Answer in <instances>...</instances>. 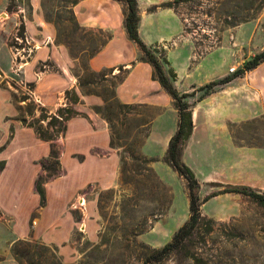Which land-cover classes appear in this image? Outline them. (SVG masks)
Returning <instances> with one entry per match:
<instances>
[{
    "label": "rangeland",
    "instance_id": "obj_1",
    "mask_svg": "<svg viewBox=\"0 0 264 264\" xmlns=\"http://www.w3.org/2000/svg\"><path fill=\"white\" fill-rule=\"evenodd\" d=\"M168 1L137 0L139 35L159 57L167 74L175 69L181 76L191 73L195 64L206 59L199 74L192 75L194 78L202 80L208 67L213 66L230 76L247 58L264 49V0H195L174 8L163 5ZM82 3H86L83 12L89 14L87 24L77 20L73 6L64 0H0V120L10 109L8 100L13 107V114L0 123L2 126L7 122L8 126L6 130L0 128V143L4 139L6 144L13 142L14 123L31 129L20 130L18 142L36 135L19 119L50 131L46 121L58 108H74L71 102L75 97L79 101L80 94H96L101 102L93 111L107 123L111 147L119 156L118 181L110 188H95L85 208L73 206L74 199L69 203L75 221L93 223L95 230L93 238H88L87 226H76L66 248L33 237L32 225L42 206L32 213L30 231L24 238L15 237L13 217L0 208V264H264V204L235 193L203 201L226 185L264 191V112L260 109L264 61L236 76V83L224 92L223 98L234 101L222 110L237 116L228 124L226 143L187 151L186 159L197 170H192L198 181L194 192L201 201L204 220L177 251L159 261H147L154 250L171 241L190 215L186 181L165 162L166 153L151 158L149 163L142 161L148 159L146 153L164 152L159 143L175 125L173 101L153 93L151 97L159 101V106L127 104L113 96L129 66L95 71L88 65L89 58L114 34L125 56H134L130 65L139 61L142 52L127 34L126 41L122 38L126 13L123 3ZM99 19L111 20L113 28L99 27ZM23 34L29 38L31 50L20 49L15 60V38ZM63 79H74L76 88L63 89ZM141 79L145 74L137 76L138 81ZM178 79L181 87L188 81ZM46 97L51 98L49 104H41ZM248 109L250 117L239 119ZM61 139L62 133H56L52 143L58 149ZM155 160L159 161V174L151 166ZM14 246L20 255L13 253Z\"/></svg>",
    "mask_w": 264,
    "mask_h": 264
},
{
    "label": "crops",
    "instance_id": "obj_2",
    "mask_svg": "<svg viewBox=\"0 0 264 264\" xmlns=\"http://www.w3.org/2000/svg\"><path fill=\"white\" fill-rule=\"evenodd\" d=\"M83 0L73 6L74 14L77 20L82 24L88 23L89 14L83 12L86 3ZM114 23L111 20L104 21L99 19L97 24L99 27L113 28ZM122 32V30L120 31ZM125 37V31L122 32ZM117 35L112 38L89 58L88 65L92 70L98 71L103 68H113L116 66L127 67L128 73L123 82L119 83L115 88V94L124 103H146L159 106V101H155V97H151L153 93H158L161 97L169 102L172 98L166 95V91L161 87L159 82L152 77L153 69L151 65L143 61H135L134 56L126 57L124 50L117 46ZM126 41V37H125ZM206 60V59H205ZM205 60L199 61L183 76L175 69V78L173 84L180 93H191L186 99L191 105V117L193 128L190 136L185 141L181 152V159L196 172V166L186 159L187 151L190 148L200 147L201 151L206 150L208 146L214 144L226 143L228 136V124L235 122L237 116L233 112H225L224 105L228 106L232 98L227 99L223 96L227 90V86L236 83L237 78H232L225 84L217 86V88L198 100L200 91L197 88L213 80L229 76L223 70L208 67L209 71L204 75L202 80L194 78L193 74L198 73L203 68ZM208 62H206L207 65ZM209 65V64H208ZM212 65V64H211ZM195 68V69H194ZM145 74V79L137 80V76ZM193 75V76H192ZM178 77L188 80L186 85L181 87ZM70 78V77H69ZM134 78L136 80H134ZM184 80V81H185ZM63 89L75 87L74 79L71 82L63 79L60 83ZM3 89L0 88V92ZM5 95V93H3ZM197 97L195 98V95ZM249 95V92H247ZM234 96V95H232ZM6 99L7 96L5 95ZM47 98V97H46ZM8 100V99H7ZM83 100V103H82ZM51 101L47 98L41 104L45 105ZM101 99L96 94L81 95L80 100L74 104V108L82 111L85 115H76L68 119L65 123V130L62 133V143L59 148V174L47 180L44 183L45 204L39 209L38 215L32 225L33 237L42 242L66 248L67 243L71 240V236L76 226H87L88 238H93V223L76 222L73 218V211L69 207V203L80 192L85 191L89 185L95 188H110L116 185L119 177L120 166L119 156L111 147L110 132L107 123L93 111L94 106L100 105ZM10 109L3 114L2 119L13 114L12 104L9 102ZM57 104V103H54ZM53 104V105H54ZM64 105V104H63ZM171 105V104H170ZM169 105V106H170ZM173 107L175 115V125L170 128L160 141L162 154L146 153L148 159H155L157 155H164L167 150L168 140L177 129L178 114ZM220 108V111L218 110ZM261 112H264V93L261 95ZM55 108L51 110L54 112ZM247 112V113H246ZM250 117V109L243 112L239 119ZM151 124V135L153 124ZM15 127V137L13 142L4 143L1 141L0 160L4 161V167L0 171V208L7 211L14 219L15 237H26L29 227V219L32 213L39 205V194L35 190V180L38 175L43 174L40 161L48 156L50 151V143L38 138L35 134L30 135L27 139L20 140L18 132L28 128H21L17 123ZM7 122L0 125L3 130L7 129ZM31 130V129H30ZM16 141V143H14ZM148 141V140H147ZM144 146V144H143ZM208 149V148H207ZM159 161H152V168L156 169ZM158 172V171H157ZM159 174V172H158Z\"/></svg>",
    "mask_w": 264,
    "mask_h": 264
},
{
    "label": "trees",
    "instance_id": "obj_3",
    "mask_svg": "<svg viewBox=\"0 0 264 264\" xmlns=\"http://www.w3.org/2000/svg\"><path fill=\"white\" fill-rule=\"evenodd\" d=\"M64 1L70 3L69 4L70 7L77 4L80 0H64ZM115 1L121 2L126 6V13L124 14L123 26L128 38L133 42H135L138 48L142 52V55L139 57L138 60L147 62L152 66L153 78H155L159 82L161 87L172 98L173 106L177 110V114H178L177 129L175 133L168 140L167 150L164 159L165 162L186 181V185L188 188L190 215L188 221L185 224H183L174 233L171 241L166 243L160 249L154 250V252L151 255H149V257L147 258V261L148 260L159 261L164 257H166L167 255L171 254L172 252L177 251L180 247H182L184 243L183 241L186 239V237L190 236L193 232H195L199 228L201 221L204 220L202 215L200 214L201 201L194 192L195 187H197L198 185V181L192 169L181 160L182 146L190 136L193 128L192 117H191V105L186 98L190 95H194V92L180 93L173 84L175 73L172 70H170L167 74L163 68V65L159 57L141 39L138 32V23L140 17L138 13L137 0H115ZM192 1L195 0H170L167 3H164L163 5L168 8H174L176 4L188 3ZM241 1H243L242 3H245L244 2L245 0H241ZM262 2L263 1H260V3ZM71 10L72 9L70 8V11ZM72 17H74L73 12H72ZM110 38L111 36H108L107 41ZM107 41H105L102 44V46ZM263 61H264V49L247 58L244 61L242 67L238 68L233 75L210 81L198 87L197 91L201 92L198 96V100H201L206 95L213 92L215 90V87L225 84L228 81H230L232 78L241 75L245 71L255 68ZM120 82H122V80ZM113 96H115L116 98V94H114ZM77 101H78V97H75L73 102L71 103L74 104ZM72 108L73 107H68V105L67 107H60L57 109L56 114L49 116L50 118L46 121V128L47 127L51 128L50 131L48 129L44 130L43 128H41V126H36L34 122H30V121L27 122L25 118L19 119L22 124L33 128L38 138L48 141L50 143V151L48 156L40 161L43 174L37 176L34 184L35 190L40 197L39 200L40 206H43L45 204L44 183L47 180L56 177L61 170L59 164V149L52 143L54 137L56 133L64 132L65 123L68 119L76 115H82L80 112ZM54 127H56V129ZM142 161L145 163H149L151 160L143 158ZM3 165H4V161H0V171L3 168ZM218 185L222 186L221 184ZM223 193H235V194L246 195L251 197L255 201H258L259 203L264 204V191L262 192L256 191L246 185L222 186L221 189L217 191H213L208 195H206L203 198V201H206L210 197ZM210 231L211 229H208L207 232ZM13 253L16 254L17 256L20 255V252L18 251V249L15 248V246L13 247ZM23 253L25 252L23 251Z\"/></svg>",
    "mask_w": 264,
    "mask_h": 264
},
{
    "label": "built area",
    "instance_id": "obj_4",
    "mask_svg": "<svg viewBox=\"0 0 264 264\" xmlns=\"http://www.w3.org/2000/svg\"><path fill=\"white\" fill-rule=\"evenodd\" d=\"M13 48L15 50V53H14L15 60L17 59L16 55L19 54L20 49L23 51L31 50V43L27 35L23 34L22 36H16L15 45L13 46ZM19 64H21V62H19ZM230 70L234 71L233 68H231ZM93 190H94V186L89 185V187L84 192L78 195V197L76 198V201L73 203V206L79 207V208H85V201L87 200V197Z\"/></svg>",
    "mask_w": 264,
    "mask_h": 264
},
{
    "label": "bare ground",
    "instance_id": "obj_5",
    "mask_svg": "<svg viewBox=\"0 0 264 264\" xmlns=\"http://www.w3.org/2000/svg\"><path fill=\"white\" fill-rule=\"evenodd\" d=\"M86 203H87V201H85V207H86Z\"/></svg>",
    "mask_w": 264,
    "mask_h": 264
}]
</instances>
